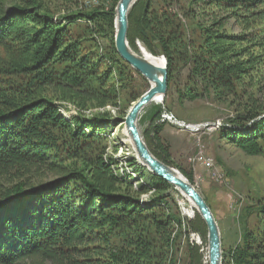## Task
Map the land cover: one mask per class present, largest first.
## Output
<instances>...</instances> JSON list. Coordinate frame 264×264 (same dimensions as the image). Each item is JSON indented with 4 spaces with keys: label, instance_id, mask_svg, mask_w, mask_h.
Listing matches in <instances>:
<instances>
[{
    "label": "trees",
    "instance_id": "16d2710c",
    "mask_svg": "<svg viewBox=\"0 0 264 264\" xmlns=\"http://www.w3.org/2000/svg\"><path fill=\"white\" fill-rule=\"evenodd\" d=\"M92 1L100 4L55 16L40 0L10 6L0 0V47L20 53L13 71L31 75L20 90L9 92L14 83L0 88V176L53 175L0 186V264H175L170 234L181 219L169 210L173 199L167 193L174 186L141 169L135 188L133 178L113 173V160L102 156V140L140 95L110 122L109 112L69 119L57 104L117 107L113 82H123L131 70L114 47L120 0ZM187 5L137 0L127 13L129 47L139 54V41L166 59L163 101L169 112L187 102L244 94L257 87V77L264 80V0ZM79 20L109 41L105 55L86 50L70 33ZM158 115L148 121L144 142L157 159L174 165L160 139L165 124ZM218 134L249 155L264 154V108L244 107ZM129 165L136 167L135 160ZM182 173L194 183L191 172ZM150 190L155 194L141 200ZM257 213L262 227L255 234L244 227L241 243L221 253L222 264H264V202ZM189 228L200 234L201 245L188 246V264H204L206 226L196 210Z\"/></svg>",
    "mask_w": 264,
    "mask_h": 264
},
{
    "label": "rangeland",
    "instance_id": "374dc122",
    "mask_svg": "<svg viewBox=\"0 0 264 264\" xmlns=\"http://www.w3.org/2000/svg\"><path fill=\"white\" fill-rule=\"evenodd\" d=\"M4 1L5 6L26 2V0ZM40 1L43 2L44 7L55 16H62L75 11L87 12L95 9L97 5L95 1H91L90 4L92 5L86 7L84 6L86 5V0ZM188 2L189 0H182V6L186 8ZM99 4L100 3H98V5ZM184 22L187 23V21ZM187 27L188 29L191 28L188 23ZM69 28L70 33L81 40L82 46L86 50L104 55L109 50V41L95 33L91 23L79 20L75 24L70 25ZM232 29L235 31L240 30L238 26H233ZM137 47L139 50L140 47L138 45ZM19 54L20 53L17 51H8L0 47V88L7 87L14 83V87H10L11 90L9 92L24 88L31 77L30 74L13 71L15 63H21L19 62L21 60H18V58H21ZM131 70L123 82H113L119 94V105H117V107L106 105L103 107L89 106L80 108L69 101H57V104L69 119L73 116L87 117L81 111L91 110L93 115L90 117L109 112V122L120 120V117H122L121 111L128 105L131 98L143 94L149 87L148 81L142 75L132 68ZM261 79L257 77L255 79L257 87L253 89L247 88L244 94L239 92L238 95L225 100L208 101L200 99L187 102L183 107H175L171 113L175 117L186 122L213 121L221 118L223 123H225L243 112L244 107L251 104L264 108V80ZM49 95L51 96L50 93ZM247 95H251L252 97L248 99ZM132 103L129 105V108ZM160 106V103H148L137 115L136 125L143 141L145 132L148 131L149 112L154 108L160 109ZM98 108H104V111H97ZM129 108L125 111L128 112ZM164 124V128L160 133V139L168 146L170 160L174 164L170 166L180 173L183 171L192 173L193 185L205 199L216 221L221 240V253L241 243L244 227L255 234L260 227H262V218L260 219V215L257 213V207L260 203L264 202V154L249 155L234 144L220 138L218 132H216L210 135H204L201 140L204 155L212 159L213 166L207 168L202 163L193 164L192 158L196 156L198 149L194 136L186 130H182L181 128L167 123ZM124 125L125 123L121 121L117 128H112L110 130V136L102 140L101 143L105 146L102 156L106 160L111 159L115 162L125 164L130 170H132L131 167L133 166L131 165L130 167L129 164L131 160H135V176H130L133 178V181H135V186L142 179L140 170L145 169V172L149 170L144 165L139 164L136 158L128 157L125 154L127 151L124 147L120 145L117 146L118 143L114 137H112V132H114L115 129L121 130ZM51 177H53V175L46 172L34 176L10 174L0 176V186H12L21 181L38 182L48 180ZM167 193H169L173 199L169 210L172 209L173 212L177 213L181 220L183 209L184 212L188 211V216H191L190 218L185 216L186 220L189 219L187 220L188 226L189 221L194 216L195 207H190L188 202L175 187H173V190H167ZM154 194L155 193H153V195ZM189 245L192 244L189 242L188 238L184 239L182 236L176 241L173 252V262L175 264H188L187 249ZM193 245L197 246L198 244ZM204 264H206L205 259Z\"/></svg>",
    "mask_w": 264,
    "mask_h": 264
},
{
    "label": "water",
    "instance_id": "95a60500",
    "mask_svg": "<svg viewBox=\"0 0 264 264\" xmlns=\"http://www.w3.org/2000/svg\"><path fill=\"white\" fill-rule=\"evenodd\" d=\"M132 1L133 0H120L117 4L115 22H118V28L115 30L114 47L119 57L126 64H128L134 71L142 75L147 81H152L153 85L148 87V89L132 103L123 119V122L136 144L139 156L145 161V165L147 166L149 172L162 178L169 184L179 187L185 195L192 200L196 211L206 226L209 264H222L219 230L206 201L185 176L179 174L180 172L175 168L157 159L150 152L137 128L136 119L139 111L155 96H159L163 100L166 94L167 67L164 56H162L164 59L163 67H157L156 65L144 60V58L129 47L126 39L128 29L127 13L137 0H134L129 8V4ZM142 49H144L143 46L139 48L140 51H142ZM9 200L2 203L8 202ZM219 259L220 262L218 263Z\"/></svg>",
    "mask_w": 264,
    "mask_h": 264
},
{
    "label": "built area",
    "instance_id": "2783aa9c",
    "mask_svg": "<svg viewBox=\"0 0 264 264\" xmlns=\"http://www.w3.org/2000/svg\"><path fill=\"white\" fill-rule=\"evenodd\" d=\"M92 0H86L84 6L88 7L92 4H90ZM96 3V1H95ZM136 44L139 47L141 46V43L139 41H136ZM161 106L159 109V116H158V122H163V123H167L169 125L181 128L182 130H186L189 133H191L196 141L197 144V154L196 156H194L192 158V163L196 164V163H202L203 165H205L207 168H210L213 166V161L210 158H207L204 155V150H203V145L201 144V140L203 138L204 135H210L213 133L218 132L224 125L223 121L221 120V118H218L216 120L213 121H201V122H186L183 120H180L179 118L175 117L171 112H169L166 109L165 103L163 100H161L160 102ZM60 112L62 114H64V111L59 108ZM97 111L103 112L104 108H98ZM81 112H83L86 116H92V112L91 110H82ZM65 115V114H64ZM67 117V116H66ZM104 160H106L103 157ZM131 167V165H129ZM110 169L113 173L121 175V176H128L130 177L135 176L134 174V167H131L132 170L128 169L127 166H125V164L122 163H118L115 161H112L110 163ZM137 185V184H136ZM136 185L134 186L136 188ZM153 194V190H150L146 193H142L140 195L141 200H147L151 195ZM192 215V212H191ZM186 217L190 218L191 216H188L187 214L184 213V209L182 211V220L180 222V224H176L170 234V242L171 245H173L181 236L185 239L188 238L189 242L193 245V244H197V242L200 241V234L197 231L191 230L189 228V225L187 226V219Z\"/></svg>",
    "mask_w": 264,
    "mask_h": 264
},
{
    "label": "bare ground",
    "instance_id": "6f19581e",
    "mask_svg": "<svg viewBox=\"0 0 264 264\" xmlns=\"http://www.w3.org/2000/svg\"><path fill=\"white\" fill-rule=\"evenodd\" d=\"M134 2V0L129 4V8L132 5V3ZM118 28V22H115V30H117ZM140 52V56L142 58H144V60H146L149 63H152L154 65H156L157 67H163L164 65V59L161 56H155L151 53H149L146 49H142V51ZM149 83V87L153 85L152 81H148ZM161 97L159 96H155L149 103H160L161 102ZM72 114V113H71ZM112 137H114V139L117 141L118 144H120V146L124 147L125 150L127 151V153H125L128 157H134L137 159V162L141 165H144L145 167H147L145 165V161L139 156L138 151H137V147L136 144L134 142V140L132 139L131 135L129 134L126 126L124 125L123 128L121 130L115 129L114 132H112ZM182 176H184L182 173H179ZM175 187V189L184 197V199L188 202L190 207H195L194 203L192 202V200L187 197L185 195V193L177 186L173 185ZM185 214H189L188 211L184 212ZM198 245H201V242H197ZM204 259L206 264H209V255H208V250L206 249V252L204 253ZM220 262V259L218 260V263Z\"/></svg>",
    "mask_w": 264,
    "mask_h": 264
},
{
    "label": "crops",
    "instance_id": "0c3cea01",
    "mask_svg": "<svg viewBox=\"0 0 264 264\" xmlns=\"http://www.w3.org/2000/svg\"><path fill=\"white\" fill-rule=\"evenodd\" d=\"M159 111V108H154L149 112V118L148 121L151 120V118H153V116H155V114ZM164 128V127H163ZM161 133V132H160ZM160 135V134H159Z\"/></svg>",
    "mask_w": 264,
    "mask_h": 264
}]
</instances>
